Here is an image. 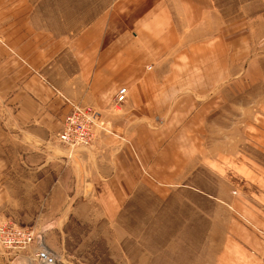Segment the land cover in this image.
<instances>
[{
    "label": "crops",
    "instance_id": "obj_1",
    "mask_svg": "<svg viewBox=\"0 0 264 264\" xmlns=\"http://www.w3.org/2000/svg\"><path fill=\"white\" fill-rule=\"evenodd\" d=\"M112 2L77 31L74 19L61 25L50 0H0V219L20 223L24 197L35 195L39 208L48 195L56 217L64 212L59 220L104 205L116 222L152 181L181 188L175 196L187 204L203 195L264 203V158L248 169L242 137L238 146L214 112L216 91L240 72L238 33L225 29L219 0ZM257 21L264 35V11ZM250 103L245 121L257 133L264 113ZM72 104L101 111L106 125L91 148L73 153L57 140Z\"/></svg>",
    "mask_w": 264,
    "mask_h": 264
},
{
    "label": "rangeland",
    "instance_id": "obj_2",
    "mask_svg": "<svg viewBox=\"0 0 264 264\" xmlns=\"http://www.w3.org/2000/svg\"><path fill=\"white\" fill-rule=\"evenodd\" d=\"M50 1L59 8L61 25L72 26L74 19L77 31L97 20L105 6L113 3L112 0ZM72 5L74 13L70 14ZM216 8L223 14L225 29L230 27L238 33L236 56L240 72L235 70L229 81L216 91L212 99L216 105L214 112L217 109L223 115L228 133L239 138L238 146L243 143L240 147L246 166L252 169L251 160L264 158V146L254 143L252 134L258 135L255 139L259 140L264 138V130L250 132L244 110L251 101L253 113H264V35L257 26V17L264 11V0H219ZM246 28L253 30V35H245ZM121 105L116 103L117 110ZM101 123L91 127L97 133L93 141L75 152L92 147L106 127L103 117ZM262 170L264 175L263 161ZM139 175L142 181L149 177L147 173ZM154 184L152 181L153 186L136 189L128 203L126 199L120 207L124 220L112 221L107 212L109 207L104 205L87 210L76 207L73 212H67V220L63 217L59 220L64 212L56 213V217L46 202L48 195L41 199L39 208L36 196L31 195L23 199V209L18 214L20 223L0 219V224L14 223L42 235V247L54 255L57 264H264V226L260 227L264 224L262 197L258 202L255 195H249L247 203L241 197H233L234 202L230 203L231 198L203 195L199 202L187 204L175 196L181 188ZM242 201H245L243 210ZM89 218L91 221L86 222ZM38 241L35 239L25 250L0 243V264H40L34 256L40 245Z\"/></svg>",
    "mask_w": 264,
    "mask_h": 264
},
{
    "label": "built area",
    "instance_id": "obj_3",
    "mask_svg": "<svg viewBox=\"0 0 264 264\" xmlns=\"http://www.w3.org/2000/svg\"><path fill=\"white\" fill-rule=\"evenodd\" d=\"M128 92V89L120 90L115 98L116 102L120 105L125 103ZM101 118V111L94 107L73 104L71 112L65 117L62 128L58 132L59 142L72 151L78 147H84L83 145H89L97 136L96 132L91 131V127L102 124ZM35 239H38L40 243L39 248L34 253L36 261L40 264H57L54 255L48 249L42 247V235L35 234L34 231L27 230L14 223L0 224V243L5 247L25 250Z\"/></svg>",
    "mask_w": 264,
    "mask_h": 264
},
{
    "label": "bare ground",
    "instance_id": "obj_4",
    "mask_svg": "<svg viewBox=\"0 0 264 264\" xmlns=\"http://www.w3.org/2000/svg\"><path fill=\"white\" fill-rule=\"evenodd\" d=\"M56 264V263H55Z\"/></svg>",
    "mask_w": 264,
    "mask_h": 264
}]
</instances>
